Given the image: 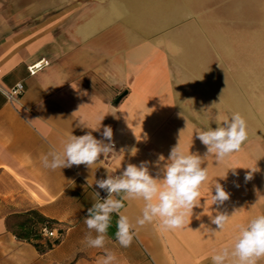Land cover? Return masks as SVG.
<instances>
[{"label":"crops","instance_id":"crops-1","mask_svg":"<svg viewBox=\"0 0 264 264\" xmlns=\"http://www.w3.org/2000/svg\"><path fill=\"white\" fill-rule=\"evenodd\" d=\"M13 6L0 0V264H102L106 250L116 256L114 264H212L241 226L264 214V93L256 92L248 62L233 45L219 43L220 35L236 34L223 31L217 18L184 29L179 43L173 37L178 34L161 32L158 23L144 29L141 21L132 25L113 16L114 7L32 17L26 10L18 15ZM37 62L45 64L30 74L28 67ZM17 83L23 90L8 98L5 91ZM237 112L246 120L248 139L223 161L204 159L209 178L183 229L137 225L144 201L128 200L121 214L134 226L132 244H119L113 214L105 247L87 246L84 219L98 199L95 180L142 161L155 176L159 157H165L162 168L178 144L204 157L207 148L196 129H215V121ZM105 127L112 129L111 141L103 137ZM90 131L114 144L113 151L91 168L44 167L47 153ZM249 172L252 179L246 180ZM216 181L230 194L220 206L211 201ZM32 209L53 220L60 235L44 252L7 226L9 216ZM237 209L222 232L210 231L219 230L209 219L215 210L231 215Z\"/></svg>","mask_w":264,"mask_h":264},{"label":"clouds","instance_id":"clouds-1","mask_svg":"<svg viewBox=\"0 0 264 264\" xmlns=\"http://www.w3.org/2000/svg\"><path fill=\"white\" fill-rule=\"evenodd\" d=\"M215 122V129L208 124L206 129L195 131L197 138L207 148L204 157L190 150L185 152L178 144L171 149L162 168L159 161H165V157H159L156 164L159 170L155 176L150 174L149 162L142 161L139 165L128 163L117 175L108 174L105 179L95 180V185L104 190L107 196L102 199L100 193L95 191L98 199L87 210L84 219L89 230L85 237L87 246L105 247L113 214L118 216L115 236L119 244L124 248L132 244L135 236L134 226L127 216L121 214L125 207L124 202L128 200L144 201L142 215L136 221L137 225L158 222L164 230L183 229L189 212H193L194 207H200L201 188L209 178L208 168L203 166L204 159L214 155L218 162L223 161L239 152L248 139L247 123L240 113H233L230 117ZM92 130L99 131V127ZM112 135L110 127L103 129V137L106 140L111 141ZM111 151L113 145L110 142L105 143L104 140L97 139L90 131L82 136H69L63 142L62 150L50 151L43 157L42 162L44 167L51 170L81 164L91 168L101 155L106 156ZM252 172L246 174V180L252 179ZM214 191L215 194L213 191L211 194L212 205L220 206L229 200L230 194L217 181ZM238 210L231 215L215 210V215L212 214L209 219L219 230L210 231L213 234L222 232ZM93 232L95 236L92 235ZM261 259H264V214L251 218L241 226L231 247L222 249L211 257L212 264H258ZM115 260L116 256L106 250L102 264H114Z\"/></svg>","mask_w":264,"mask_h":264},{"label":"rangeland","instance_id":"rangeland-1","mask_svg":"<svg viewBox=\"0 0 264 264\" xmlns=\"http://www.w3.org/2000/svg\"><path fill=\"white\" fill-rule=\"evenodd\" d=\"M13 10L19 15L26 10L38 16L55 11H80L113 7L118 11L114 16L126 18L132 25L142 22L144 29L158 23L161 32H173L177 42L183 43L179 33L190 26L197 28L204 18H217L223 31L236 35H220L219 43L232 46L241 60L248 62L250 75L255 79L256 92L264 93V0H10ZM25 8V9H24ZM23 15V14H22ZM138 24V23H137ZM240 34V35H239ZM164 35H161V38ZM209 42H215L209 36ZM229 53H225V56ZM244 56V57H243ZM229 57V56H228ZM227 58V57H225ZM230 58V57H229Z\"/></svg>","mask_w":264,"mask_h":264},{"label":"trees","instance_id":"trees-1","mask_svg":"<svg viewBox=\"0 0 264 264\" xmlns=\"http://www.w3.org/2000/svg\"><path fill=\"white\" fill-rule=\"evenodd\" d=\"M8 219L9 230L18 239L33 244L39 252H44L59 242V238L51 239L42 235L44 228L52 229L56 227V223L37 210L32 209L24 213L13 214Z\"/></svg>","mask_w":264,"mask_h":264},{"label":"built area","instance_id":"built-area-1","mask_svg":"<svg viewBox=\"0 0 264 264\" xmlns=\"http://www.w3.org/2000/svg\"><path fill=\"white\" fill-rule=\"evenodd\" d=\"M45 63L42 62H37L31 66L28 67V71L30 74H34L38 69H40L42 66H44ZM23 84L22 83H17L13 88H11L10 90L5 91V94L7 95L8 98H12L15 94L20 93L23 90ZM114 146V144H112ZM97 191L100 193V197L106 198L107 193L99 188L94 189V192ZM54 233V234H53ZM42 235L44 237H49V238H59V233L56 229V227L52 228V229H48V228H44Z\"/></svg>","mask_w":264,"mask_h":264},{"label":"water","instance_id":"water-1","mask_svg":"<svg viewBox=\"0 0 264 264\" xmlns=\"http://www.w3.org/2000/svg\"><path fill=\"white\" fill-rule=\"evenodd\" d=\"M121 96H122V95H120V96H119V97L116 99V101H119V100H120V98H121Z\"/></svg>","mask_w":264,"mask_h":264}]
</instances>
